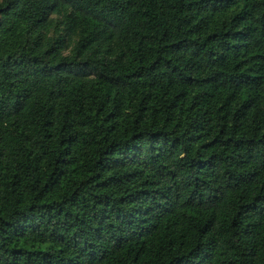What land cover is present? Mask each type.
<instances>
[{
	"label": "trees",
	"instance_id": "obj_1",
	"mask_svg": "<svg viewBox=\"0 0 264 264\" xmlns=\"http://www.w3.org/2000/svg\"><path fill=\"white\" fill-rule=\"evenodd\" d=\"M0 264H264V0H0Z\"/></svg>",
	"mask_w": 264,
	"mask_h": 264
}]
</instances>
